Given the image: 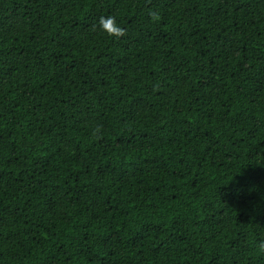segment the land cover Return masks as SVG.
Listing matches in <instances>:
<instances>
[{
  "label": "trees",
  "instance_id": "trees-1",
  "mask_svg": "<svg viewBox=\"0 0 264 264\" xmlns=\"http://www.w3.org/2000/svg\"><path fill=\"white\" fill-rule=\"evenodd\" d=\"M261 244L264 0H0V264H264Z\"/></svg>",
  "mask_w": 264,
  "mask_h": 264
},
{
  "label": "clouds",
  "instance_id": "clouds-1",
  "mask_svg": "<svg viewBox=\"0 0 264 264\" xmlns=\"http://www.w3.org/2000/svg\"><path fill=\"white\" fill-rule=\"evenodd\" d=\"M153 20L159 19V12L155 9H149L148 13ZM100 29L107 33L109 36L114 38H120L125 35V29L121 26V24L117 21L114 16H102L99 20ZM261 249H264V244L259 245Z\"/></svg>",
  "mask_w": 264,
  "mask_h": 264
}]
</instances>
